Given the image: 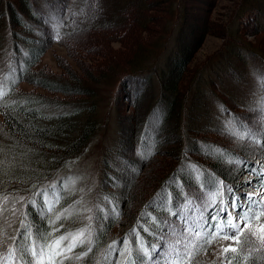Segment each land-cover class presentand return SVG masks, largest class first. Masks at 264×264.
<instances>
[{"label": "trees", "instance_id": "obj_1", "mask_svg": "<svg viewBox=\"0 0 264 264\" xmlns=\"http://www.w3.org/2000/svg\"><path fill=\"white\" fill-rule=\"evenodd\" d=\"M43 1L49 3L50 0ZM93 1L94 4L98 2L100 5L102 0ZM105 3L107 5L108 0ZM53 4L54 0L51 1V5ZM89 4V0H81L77 9L64 12L62 18L56 17L57 23H52L46 15L41 13L34 4V0H0V60L6 57L8 61L5 71L2 67L3 75L10 68L14 73V78L10 80L9 87L5 91L6 95L0 97V197L16 192H23L30 196L37 192L40 187L57 176L70 160L82 153L105 125V121L100 118L97 111L99 93L94 87L96 83L93 77L86 78L74 71L70 72L69 77H57L33 69L45 49L44 42L39 40L38 35H45L47 42H59L89 20L90 11L87 12ZM56 7L59 6L56 5ZM100 10L102 11L101 6ZM178 10L176 13H180V7ZM245 11L239 16L236 15L240 21L245 25V22L250 20L256 25L254 27L264 30L262 8L252 12ZM238 12L239 10L236 14ZM121 18V16L116 19L112 17L108 20L115 24V20L119 21ZM45 20L48 22L45 23ZM237 29L234 30L235 35H237ZM57 35L59 39L55 38ZM234 47L241 52V54L237 53L238 56L244 54L240 56L243 61L247 60V57L261 59L258 68H261L264 74V57L257 52L258 49L252 43L246 41V44L238 43ZM176 53L181 55V58L174 64L166 61L161 67H155L151 65L152 60L150 64L136 61L125 71L123 77L119 76L116 79L119 85L121 84L122 92L115 93L114 104L123 95L126 100L135 105L138 98L146 92L150 93V101L140 118L127 116L130 121L134 120L135 126L129 130L126 139L123 140L120 135L115 150H111L116 154L113 155L108 151L111 155L106 153L103 158V164L106 167L102 169L100 184L102 185L101 206L104 209L102 207L96 216L98 226L92 243L74 249L70 254L71 258L65 260L64 264H133L137 254L143 255L140 251L142 245L150 247L158 244L161 248H166L169 245L167 237L173 234L169 228H164L159 222L175 223L177 217L171 215L174 209L180 212L185 200L189 197L203 199L205 192L214 191L221 195L219 180L236 188L239 173H250L251 167L254 166L257 169L262 166L260 163L255 166V159H260L259 162L264 165V152L257 156L258 149L255 144L249 140L240 141L227 135V132L234 130H230L225 125H219L215 121L214 123L211 120L208 123H197V120L205 114L204 111L199 114L195 111L198 110L197 99L200 98L202 105L206 108L208 97L217 98L220 105L229 109L243 123L261 130H264V113L251 112L250 116H247L245 111L249 109L250 103L235 104L231 100L233 98L230 99L219 91L211 79H202L197 76L188 88L183 89L181 79L188 61L184 54L189 52L176 51ZM220 55L226 61L223 53ZM159 58L160 56L156 55L154 60L157 61ZM226 63L229 72L233 75L235 71L230 66V62L226 61ZM145 72H150V76L146 78L143 85L136 86L134 78ZM111 79L114 80V77ZM154 79L155 81H152ZM23 81L49 94L20 90L18 86ZM199 81L205 83L201 84ZM259 86L260 102L264 100V75ZM57 93L60 97H51ZM203 106L200 108L204 109ZM242 110L245 111L242 112ZM171 111L172 116L166 130L175 137V143L165 146V160L158 161V170L150 169L147 173L143 171L144 182L136 183L135 175L140 172L142 164L154 162V155L163 144L164 125ZM223 115L226 121H229V116ZM154 116L157 118L152 121ZM231 124L237 130L236 124ZM207 133L213 134L219 141L204 136ZM149 138H151L150 143ZM213 145L227 149L230 158L244 161V163H228L229 157L220 155L219 149L213 148ZM249 145L254 147L251 148ZM125 152L130 153L132 157L125 156ZM192 165H199V168H193ZM245 165L248 167L246 168ZM125 167L132 169H130L132 171L130 175ZM212 177H215V180H212ZM122 178H128L129 181H123ZM209 181L211 182L208 183ZM202 182L208 183L209 191L201 190ZM136 186H138L137 191H134ZM161 192L164 193L165 198L169 193L172 194L173 201L170 207L166 205L161 208L154 203ZM61 202L63 204V200ZM25 205L28 212L25 230L32 231V226H35L41 237V240L36 241L38 244L41 241L43 244L49 242L67 230L76 228L73 222L66 220L70 222L67 225L62 218L55 223H50L48 215L40 213L28 200L25 201ZM25 210L24 206L20 215L22 220ZM106 214L107 220L104 219ZM20 227L15 224L13 229H9L10 236L6 235L5 231L1 234L0 243L3 244L5 255L7 249L13 246L12 237L16 236V230ZM53 229L58 231L54 232ZM136 232H139L140 237L143 238L139 244L136 242ZM5 235L8 236L7 239ZM125 238L132 241L131 247L124 243ZM114 241L116 248L122 249L123 254L121 251L114 252L109 247ZM89 246L92 247V252L88 256L82 260L75 258L87 251ZM200 247L199 244L195 245L194 251L183 256L180 264H204L196 261V253L201 250ZM130 253L133 259L129 258ZM235 255L233 253L229 259ZM250 261L255 264H264V253L260 251L253 254ZM244 262L243 255L232 260V264Z\"/></svg>", "mask_w": 264, "mask_h": 264}, {"label": "rangeland", "instance_id": "obj_2", "mask_svg": "<svg viewBox=\"0 0 264 264\" xmlns=\"http://www.w3.org/2000/svg\"><path fill=\"white\" fill-rule=\"evenodd\" d=\"M51 1L47 3L43 0H34V4L37 5L42 14L54 23L58 15L53 16ZM105 1H100V5H98V2L94 4L93 0H89L90 4L87 5V10L90 11L89 20L59 42H47L45 35L39 34V40L44 42L45 49L35 68H33L36 71L40 70L42 73L57 77H69L71 71L86 78L93 77V81L96 83L94 87L99 93L97 111H99L100 118L105 121V125L92 138L82 153L70 160L57 176L40 187L37 192L30 196L23 192H16L0 197V208H3V212L0 213V236L4 231L6 235L10 236L8 231L13 229L15 224L21 226V210L25 206V201L28 200L29 202L35 201L34 208L40 213H46L50 221H56L58 214L65 208L69 209L71 215L65 213L61 218L67 225L70 222L66 220H70L76 225V228L67 230L61 235L75 233L89 224V216L94 217L91 227L92 240L98 226L96 216L103 207L101 206L102 185L100 184L102 169L106 167L103 164V158L106 153L115 155V151L111 152V150H115L120 135H122L123 140L126 139L129 130L135 126L134 120L130 121L127 116L140 118L150 101V93L146 92L144 94L146 98L143 97L144 95L141 96L135 105L126 100L123 95L114 104L115 93L122 92L121 84L119 85L116 79L119 76L123 77L125 71L134 62L142 61L150 64L152 60V66L161 67L166 61L174 64L180 60L181 55L177 53L176 55V51L178 53L188 51V54H184L188 61L181 79L183 89L188 88L194 78L198 76L202 79H211L219 91L229 96L230 99L233 98L231 100L235 104L248 102L250 106L259 103V85H261L264 75L261 68H258L261 59L247 57V60L244 59L243 61L240 56L244 54L238 56L237 53L241 54V52L234 46H237L238 43L246 44V41H249L258 49L257 52L264 57V30L254 27L256 25L250 20L246 21L244 25L236 16L245 10V12H252V10H260L261 8L264 15V0H108L107 5ZM253 1L254 3H252ZM80 2L81 0H67L65 13L77 9ZM179 7L180 13H176V10L179 11ZM238 10L239 12L236 14ZM119 16L122 18L117 22L115 20V24L108 20V18L114 17L116 19ZM235 29H237V35H235ZM222 53L234 69L233 75L229 72L225 59L221 57L220 54ZM156 55L160 56L157 61L154 60ZM5 58L2 57L0 60V91L4 93L9 87L10 80L14 78L11 68L3 75L8 64ZM4 61H6L5 64H2ZM2 67H4V71ZM149 73L145 72L136 76L134 78L137 83L136 86L143 85L146 78L150 76ZM113 77L114 80L111 79ZM203 82L200 83L203 84ZM18 88L43 95L49 94L39 87H33L26 81L21 82ZM51 97L60 96L57 93ZM216 99L208 97L206 108L202 105L200 98L197 99L196 107L198 110L195 112L199 114V112L204 111L205 114L197 120V123H208L211 120L213 123L215 121L219 125H225L226 119L220 111V101L218 102L219 99ZM202 106L204 109L200 108ZM244 111L242 110V112ZM245 113L250 116L251 112L247 109ZM171 116L172 111L164 125L165 139L160 145L159 151L154 155V162L142 164L140 172L135 175L136 183L144 182L143 171L147 173L150 169L158 170V161L165 160V146L175 143V137L166 130ZM156 118L154 116L152 121ZM196 119L195 117L194 120L196 121ZM225 126L230 130H235L231 123ZM204 136L209 139H216L211 133ZM150 140L151 138L148 139L149 143ZM257 151V156H259L262 151ZM124 155L132 157L127 152ZM114 161L113 163H115ZM259 161L260 159H255L254 163H256L255 166H258L259 163L262 165L257 168V172H262L264 165ZM130 167L127 169L125 167L128 174L132 172ZM122 180L129 181L128 178H122ZM236 181L238 186H243L246 181H251V186L240 187L239 192L241 194L252 193L257 199L264 200V182H258V176L241 172ZM137 188L138 186L135 187L134 191ZM38 192L46 193V195H38ZM4 196H8L7 202H4ZM21 196L24 197L23 201L20 200ZM213 198L220 200L223 196L210 191L205 192L203 199H199V201L194 197H189L185 200L187 202L181 205L180 214L187 213L190 219L198 217L200 209L210 204ZM57 200L59 203H56ZM61 200H63V204ZM48 207H52L53 210L49 212ZM13 208L15 214H13ZM174 222L170 224V228H174L176 231H171L173 235H168V246L180 247L185 252V257L194 251L195 245L199 244V247L202 246V248L200 247L201 250L196 253V261L204 264H228L233 253L229 252L225 258L221 250L224 247H237L234 241L225 240L222 236L213 238L201 234L200 238H197L195 234L181 233L180 221L177 219ZM240 226L243 228V224ZM251 227L259 233L260 223L253 221ZM6 235L5 238L7 239L8 236ZM59 236L44 243V246L54 242ZM28 243L30 245L31 240ZM68 243L69 240H65L61 247L67 246ZM262 252L264 253V250ZM243 264L255 263L248 260Z\"/></svg>", "mask_w": 264, "mask_h": 264}, {"label": "snow or ice", "instance_id": "obj_3", "mask_svg": "<svg viewBox=\"0 0 264 264\" xmlns=\"http://www.w3.org/2000/svg\"><path fill=\"white\" fill-rule=\"evenodd\" d=\"M56 5H59V7L57 8ZM66 10V0H54L52 8L53 16L58 15L62 18ZM47 22L45 20V23ZM55 38L59 39L60 37L57 35ZM4 95L6 93L0 91V97ZM219 107L222 114L229 116V121L224 122L225 125L229 123L236 124L237 130L227 132L226 134L240 141L249 140L256 145L258 150L264 152V130L249 127L239 117H235L225 106L220 105ZM248 110L250 112L264 113V100L258 104L250 105ZM212 147L218 148L220 155L228 156V163H244V161L230 158L227 149L218 145H213ZM192 167L199 168V165H192ZM245 167L247 168L248 166L245 165ZM250 173L259 177L258 182H264V171L257 172V169L253 166L250 168ZM201 174H204L203 170H201ZM212 180H215V177H212ZM208 183H201L200 187L202 191L210 190ZM218 185L222 189L221 195L223 198L220 200L213 198L210 204L200 209V215L198 217L190 219L187 213L180 214L178 209H174L171 215L176 216L180 221L181 233L195 234L197 238H200L201 234L212 236L213 238L222 236L225 240L234 241L237 247H224L221 250L225 258H227L229 252L236 254L232 259L228 260V264H232V260L238 259L241 255H243L244 261L247 262L253 254L264 250V222H262L264 221V200L257 199L252 193L241 194L239 192L240 187L251 186V181H246L243 186H237V188L225 184L223 180H219ZM225 193L226 195H224ZM37 194L46 195V193L40 192ZM3 199L4 202H7L8 196H4ZM196 199L199 201L198 197ZM20 200L23 201L24 197L21 196ZM172 201L173 197L171 193L165 198L164 193L161 192L158 194V200L154 203L158 207L164 208L166 205L170 207ZM29 203L34 207L36 202L31 201ZM56 203H59V200ZM25 209L23 214L24 219L20 221L21 227L16 230V236L12 237L13 246L7 249L6 255L3 254V244L0 243V264H64L65 260L71 258L70 254L73 253L74 249L92 243L91 227L94 217L89 216V224L77 230L75 233L61 235L47 246H44L42 241L38 244L36 241L41 240V237L38 230L35 229V226H32V231L25 230V222L28 220L27 205H25ZM47 210L51 212L53 209L52 207H48ZM2 212L3 208H0V213ZM65 213L71 215L69 209L65 208L56 216V221H59ZM13 214H15L14 208ZM117 215H119V212H117ZM107 218L106 214L104 219L107 220ZM56 221H51L50 223H55ZM253 221L260 223L259 233L251 227ZM159 223L164 228H170L168 221H160ZM241 224H243V228H241ZM53 231H58V229H53ZM170 231H176V229L170 228ZM136 236V242L139 244V241L143 238L140 237L139 232H136ZM29 240H31L30 245L28 243ZM65 240H69V243L67 246L61 247V244ZM124 243L131 247L132 241L125 238ZM109 247L112 251H121V254H123L122 249L116 248L115 241ZM140 251L143 255L137 254L134 259L131 253L129 254V258L133 259V264H180L185 255V252L180 247L171 245L166 248H161L158 244H153L150 247L148 245H142ZM91 252L92 247L89 246L87 251L80 253L75 258L82 260Z\"/></svg>", "mask_w": 264, "mask_h": 264}, {"label": "bare ground", "instance_id": "obj_4", "mask_svg": "<svg viewBox=\"0 0 264 264\" xmlns=\"http://www.w3.org/2000/svg\"><path fill=\"white\" fill-rule=\"evenodd\" d=\"M50 6H51V5H50ZM87 11H89V9H88ZM91 15H92V14H91ZM129 20H130V19H129ZM116 21H117V20H116ZM107 25H108V24H107ZM108 26H109V25H108ZM172 47H173V46H172ZM143 97L146 98V95H144Z\"/></svg>", "mask_w": 264, "mask_h": 264}]
</instances>
